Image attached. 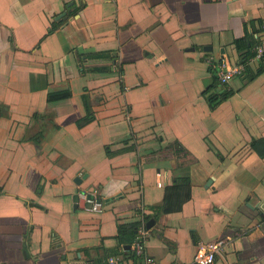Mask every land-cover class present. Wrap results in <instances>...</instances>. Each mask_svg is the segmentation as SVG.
I'll list each match as a JSON object with an SVG mask.
<instances>
[{
  "label": "crops",
  "instance_id": "1",
  "mask_svg": "<svg viewBox=\"0 0 264 264\" xmlns=\"http://www.w3.org/2000/svg\"><path fill=\"white\" fill-rule=\"evenodd\" d=\"M251 19L264 39V0H0V264H133L107 255L116 224L161 204L179 163L146 154L174 140L193 158L191 198L151 218L150 264H195L198 242L216 239L225 247L213 264H264V157L251 146L264 140V69L249 78L264 57L215 108L203 95L206 59L239 61ZM108 49L122 88L116 71L82 72L77 59ZM58 89L71 97L47 101ZM82 94L94 118L78 125ZM93 190L100 211L78 197Z\"/></svg>",
  "mask_w": 264,
  "mask_h": 264
},
{
  "label": "trees",
  "instance_id": "2",
  "mask_svg": "<svg viewBox=\"0 0 264 264\" xmlns=\"http://www.w3.org/2000/svg\"><path fill=\"white\" fill-rule=\"evenodd\" d=\"M84 6V3H80L78 7L72 10L69 14H76ZM60 20H53L50 23V26L47 29V33L54 31L60 25ZM261 23V21H260ZM249 25V27L247 26ZM245 25V34L239 38L238 43V60L239 62L246 63L248 59L253 56V47L260 41L259 36L256 33H259L261 26H256L254 20H250L249 23ZM77 59L80 66L82 67V72L86 71H95V72H111L116 71L120 75L121 88L122 84V74L123 67L122 62L118 61V53L116 50H100L92 52L77 53ZM88 59H102L108 60L107 64H100L87 67L85 61ZM119 62V63H118ZM264 67L262 64L256 69L254 73H251L249 78H252L256 74L262 72ZM209 70L212 74V80L203 91L206 102L208 103L211 109L215 108L219 103L227 98L231 97L234 93V90L227 88L225 84H219L217 77L215 75V68L210 65ZM249 71V65L246 66V71ZM250 73V72H249ZM71 97V91L69 89H58L48 91L46 94L47 101H57L61 99H66ZM82 101L85 108V115L77 120L78 125H83L87 122H90L94 118V113L89 104V98L86 94H82ZM44 131L42 129L33 132L30 136V139L35 141L39 140ZM251 146L255 152L260 157H264V140L262 138L253 139L251 141ZM165 148L170 152H161L151 151L146 154V158L151 160L154 158H164V157H179V156H189L190 153L185 150L182 144L178 140H174L172 143L167 145ZM124 150V149H121ZM127 150V148L125 149ZM120 149H117L114 152H119ZM108 154H111L108 152ZM190 162L179 163L176 167V174L173 176L172 182L164 187L163 199L160 205H151L149 206L150 213L142 212V209H138V212L142 215L141 218L126 222H118L116 224V234L115 237L118 239L119 247L114 249H109L107 255H121L122 258H118V261L121 262L124 259H130L133 261V264H140L143 256L137 255L133 248L134 242L137 239L138 228L141 225H144L145 229L146 223L151 218H156L160 214L178 212L182 209L183 204L191 198V177H190ZM124 246H129L123 248ZM88 250V249H87ZM86 250V251H87ZM101 258L94 259V264H101Z\"/></svg>",
  "mask_w": 264,
  "mask_h": 264
},
{
  "label": "built area",
  "instance_id": "3",
  "mask_svg": "<svg viewBox=\"0 0 264 264\" xmlns=\"http://www.w3.org/2000/svg\"><path fill=\"white\" fill-rule=\"evenodd\" d=\"M253 56H251L246 63H242L239 61L230 62L228 59L224 57H219L218 59H214L213 57H208L206 59V63L208 65H212L215 68V75L220 84H227L229 81L235 76L239 74H243L246 71V66L250 65L251 62L255 60H261L264 57V39H260V41L253 47ZM160 185V182H158ZM89 194L90 198L87 199L86 195ZM97 191L93 190L91 192H80L79 197L84 200H87L91 203V210L100 211L103 207V201L97 195ZM137 241L134 242L133 248L137 255L143 256L145 262L147 264L152 263V259L148 257L145 253V240L147 236V230L144 225H141L138 228L137 232ZM225 247L224 239H216L213 241H200L197 244L193 262L195 264H213L216 257L222 253ZM110 263H114L115 259L110 258Z\"/></svg>",
  "mask_w": 264,
  "mask_h": 264
},
{
  "label": "water",
  "instance_id": "4",
  "mask_svg": "<svg viewBox=\"0 0 264 264\" xmlns=\"http://www.w3.org/2000/svg\"><path fill=\"white\" fill-rule=\"evenodd\" d=\"M64 15H65V12L63 11V12L57 14V15L55 16V19H59V18H61V17L64 16ZM210 48H211V47H210ZM75 181H80L79 177H77ZM209 183H210V182H209ZM80 192H82V191H80ZM80 192H79V193H80ZM79 193H78V197H79ZM79 198H81V197H79ZM86 198L89 199V198H90V195L87 194V195H86ZM77 201H78V199H77ZM84 207H85V208H91V203H90L89 201H87V200H84ZM152 223H153V219H150V220L146 223V227L149 228V227L151 226ZM125 247H126V246H125ZM127 247H128V246H127Z\"/></svg>",
  "mask_w": 264,
  "mask_h": 264
},
{
  "label": "rangeland",
  "instance_id": "5",
  "mask_svg": "<svg viewBox=\"0 0 264 264\" xmlns=\"http://www.w3.org/2000/svg\"><path fill=\"white\" fill-rule=\"evenodd\" d=\"M235 56V54H233ZM234 57H230V60H232ZM119 63V62H118ZM120 83V82H119ZM177 160V163H187V162H192L193 158L189 156H179L175 158Z\"/></svg>",
  "mask_w": 264,
  "mask_h": 264
}]
</instances>
